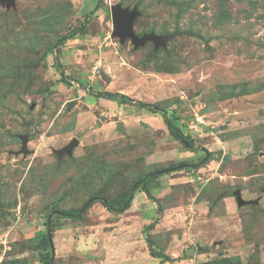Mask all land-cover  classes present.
I'll return each mask as SVG.
<instances>
[{
  "label": "rangeland",
  "instance_id": "obj_1",
  "mask_svg": "<svg viewBox=\"0 0 264 264\" xmlns=\"http://www.w3.org/2000/svg\"><path fill=\"white\" fill-rule=\"evenodd\" d=\"M98 1L0 5V264H44L49 215L81 209L95 193L131 203L54 215L53 264H264V90L222 99L264 81V0H103L85 33L54 47ZM117 3L138 6L136 33L167 45L112 37ZM90 91L158 103L197 150L161 114ZM196 115L203 123L190 132ZM18 134L34 135L26 156ZM73 138L72 155L60 157ZM231 187L258 203L239 206ZM148 235L170 260L151 255Z\"/></svg>",
  "mask_w": 264,
  "mask_h": 264
},
{
  "label": "trees",
  "instance_id": "obj_2",
  "mask_svg": "<svg viewBox=\"0 0 264 264\" xmlns=\"http://www.w3.org/2000/svg\"><path fill=\"white\" fill-rule=\"evenodd\" d=\"M102 1L103 0H99L97 5H96V7L94 9H92L91 11H89L88 13H86V15L84 17V21L80 25H76V26H73L72 28H70L69 31L61 39H59V41L54 45V47H56L58 45H63L66 40L75 38V37L79 36L80 34L85 33L86 29H87V24L89 23L90 18L92 17V15L95 14V12L98 9L101 8ZM159 49H161V48H159ZM55 60L57 62L59 61L56 57H55ZM58 66L61 67V63L58 62ZM262 89H264V81H262V82H260V83H258L256 85H251L249 82H245L244 83V87L241 89V91H236L235 88L231 89V92L227 93L226 96L223 97L222 99H227V98L236 97V96H240V95H246V94H250V93H255V92H258V91H260ZM234 90H235V92H234ZM90 93L95 95L98 98H107V99L115 100V101H117L120 104L133 105V106H136L138 108L148 110V111H150L152 113L161 114L162 117L164 118V121H165V123L167 125V128H168L169 132L173 135V137L177 141H179L188 151L194 152V151L197 150V146L195 144L194 139L191 137V135L189 133H185L183 128L180 127V125H178V123L176 122L177 117H173L172 115H169L168 111L166 109H164V108H161L158 103L145 102V101H142V100L135 99V98H133V97L127 95V94L119 93V92H109V91L96 92V91H90ZM18 135H16L17 138H18ZM13 136L16 137L15 135H13ZM33 136L34 135L31 134L29 136V138L33 139L34 138ZM211 155H213V153H211ZM157 176H158V172L149 173V174L143 176L140 181L143 180V181L146 182V180H149L151 178H155ZM137 184H138V182H137ZM137 187H140V184L137 185ZM141 187H142V190L147 192L148 196L150 198H152V195H151V193L149 191V188H148L147 184L145 183ZM224 188H227V189L225 191L221 192L220 195H222V196H225L226 193H229V187H225L224 186ZM221 190H223V189H221ZM210 191H211L210 186L209 185H205V186L202 187V193L200 195L204 196L205 193H209ZM91 199H94L93 202L101 201L106 207H109V205H113L116 208L118 206L119 212H124L126 209L129 208L130 203H131V201H129L127 199V200L119 203L118 205H116L115 203L109 202L108 198L102 196L100 193L93 194L91 196ZM93 202H92V204H93ZM92 204L89 203L87 205L85 211ZM81 209L69 210V211H66V212L72 214V215H68L69 217H73L75 219H80L81 215H82ZM54 211L55 210H53V212ZM59 215H61V214L60 213H56L55 217H58ZM152 226L153 225L151 224L148 227H146V232H149V230L152 228ZM147 241H148V246H149V249H150V253H151V255L153 257L161 258L163 261L170 260V257L166 253L154 250L153 244H152V241H151L149 235L147 237ZM42 242L44 243V249H46L48 251L46 253V259H45V263L44 264H48V262H49V260L51 258V255H52V253H51V251H52L51 243H50V240H49V237H48V232L45 233V235L43 236ZM53 263H54V260L52 261L51 264H53ZM12 264H29V263H27L26 261H22V260H18V259L16 260L15 259V261H13ZM204 264H216V262L215 261L205 262Z\"/></svg>",
  "mask_w": 264,
  "mask_h": 264
},
{
  "label": "water",
  "instance_id": "obj_3",
  "mask_svg": "<svg viewBox=\"0 0 264 264\" xmlns=\"http://www.w3.org/2000/svg\"><path fill=\"white\" fill-rule=\"evenodd\" d=\"M16 1L17 0H0V5L5 6L7 9L15 8ZM110 10L112 16V23H113V31L111 35L114 38H119L121 43H124L127 40H131L135 48H140L145 46L146 43L152 42L154 43L156 49L160 47H165L167 45L168 37L157 35L154 32L146 33L142 36L136 33L135 21L142 15V12L139 10L138 6H135L133 7V9H131L130 7H124L122 3H117L115 5H112L110 7ZM118 128L120 131H125V125L122 121L118 123ZM221 128H223V126ZM18 138L21 140V144H22V147L18 153H23L25 156L28 155L30 153V149L28 147V143L30 141L29 136L27 134H19ZM79 143L80 140L78 138H73L68 145H66L61 149L55 150V152L58 153L60 157L65 154L72 155L74 147H76ZM205 153H206L205 157L202 159L201 163L205 162L209 158L210 153L208 151H206ZM196 166H197L196 164H185V165H181L180 168H185V167L194 168ZM230 189L232 194L235 196L239 206L258 203V200H254V201L244 200L242 197L241 189L239 187H231ZM133 193H134V189H132L130 192L129 195L130 199H132ZM93 201L94 199H91L86 205H84L81 209V213L84 212L87 205L89 203H92ZM109 208L112 210H117L113 205H109ZM56 213H60L61 215H67V216L72 215L71 213L60 212V211H54L49 215L48 237L51 243L52 255L48 264H51L55 258V250L52 239V218Z\"/></svg>",
  "mask_w": 264,
  "mask_h": 264
},
{
  "label": "built area",
  "instance_id": "obj_4",
  "mask_svg": "<svg viewBox=\"0 0 264 264\" xmlns=\"http://www.w3.org/2000/svg\"><path fill=\"white\" fill-rule=\"evenodd\" d=\"M203 116L196 115L191 121L186 123L187 130L192 132L195 131L203 123Z\"/></svg>",
  "mask_w": 264,
  "mask_h": 264
},
{
  "label": "crops",
  "instance_id": "obj_5",
  "mask_svg": "<svg viewBox=\"0 0 264 264\" xmlns=\"http://www.w3.org/2000/svg\"><path fill=\"white\" fill-rule=\"evenodd\" d=\"M264 89H262V90H260V91H263ZM259 92V91H258ZM255 93H257V92H255Z\"/></svg>",
  "mask_w": 264,
  "mask_h": 264
}]
</instances>
